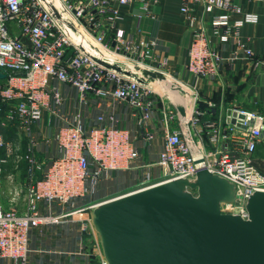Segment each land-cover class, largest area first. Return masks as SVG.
Wrapping results in <instances>:
<instances>
[{
  "label": "built area",
  "instance_id": "obj_1",
  "mask_svg": "<svg viewBox=\"0 0 264 264\" xmlns=\"http://www.w3.org/2000/svg\"><path fill=\"white\" fill-rule=\"evenodd\" d=\"M59 1L120 66L131 70L136 65L170 78V59L157 52L158 36L143 35V16H137L139 23L134 33L120 26L123 7L138 8L145 17L156 19L153 7L158 0ZM181 1V12L192 33L187 66L192 76L198 80L214 79L224 66L238 60L252 63L257 70L264 69V48L261 57H257L240 33L245 24L257 19L244 11L238 0ZM198 7L203 8L204 15L197 14ZM236 15L240 17L235 20ZM230 44L234 50L225 57L220 46ZM0 69L7 76L0 80V103L9 107L0 119V149L5 152L0 159V262L28 264L31 232L76 215L81 216L82 231L100 248L90 217L99 203L77 207L76 202L92 194L100 180L118 171L158 166L161 177L147 179L143 187L135 190L139 191L194 178L200 171L208 170L236 185L235 201L223 203L222 212L244 218L250 195L264 191V172L253 159L263 140L264 118L255 114L234 110L246 115L245 120H238L244 126L255 119L253 126L242 129L231 123L234 111L225 121H204L210 112L198 109L201 99L197 93L192 113L186 117L179 114L176 105L164 103L163 148L156 164L143 165H138L141 153L130 130L119 125L114 113L99 116V125L91 128H87L81 111L68 118L63 110L65 98L54 83L74 88L80 107L87 104L90 95L126 104L138 118V138L152 141L156 135L150 123L162 84L143 85L96 63L74 45L40 0H0ZM45 112L60 118L61 125L53 138L57 156L43 168L36 154L38 139L34 128ZM10 122H18L19 133L28 140V151L21 157L29 165L23 211L7 209L3 203L4 166L18 154V148L6 135ZM205 135L212 151L204 144ZM69 206L71 209L60 214L54 211ZM84 212L88 213L86 217ZM100 252L101 264H107L101 248Z\"/></svg>",
  "mask_w": 264,
  "mask_h": 264
},
{
  "label": "water",
  "instance_id": "obj_2",
  "mask_svg": "<svg viewBox=\"0 0 264 264\" xmlns=\"http://www.w3.org/2000/svg\"><path fill=\"white\" fill-rule=\"evenodd\" d=\"M74 45L99 65L143 85L162 82L161 72L120 66L90 38L59 0H40ZM0 69V80L6 79ZM198 109L217 113L199 100ZM186 117L183 106H176ZM246 115L234 111L232 124ZM264 125V120H263ZM264 139V130H263ZM236 198V185L208 170L129 192L101 202L90 212L107 264H264V191L250 195L247 216L222 212Z\"/></svg>",
  "mask_w": 264,
  "mask_h": 264
},
{
  "label": "crops",
  "instance_id": "obj_3",
  "mask_svg": "<svg viewBox=\"0 0 264 264\" xmlns=\"http://www.w3.org/2000/svg\"><path fill=\"white\" fill-rule=\"evenodd\" d=\"M238 2L243 6L246 13L254 15L257 19L255 23H247L241 28V38L253 47L257 57H261L264 48V0H238ZM181 7V0H158V3L153 7L156 19L145 17L138 8H121L124 16V20L120 24L121 28L130 33L136 32L139 23L137 16L142 15L143 35L158 36L157 52L170 59L168 74L186 87L185 90L177 87L184 91L183 96L177 94L179 95L178 101L166 98L159 90L161 94L156 97L150 127L156 138L160 140V144L159 147L152 145L147 150L148 155L153 158L151 161L153 164L157 163L163 148L162 109L164 103L181 105L189 115L192 113L195 104L194 96L197 93L201 100L212 104L217 110L216 114L209 113L206 115L204 121H220V119L225 121L227 115L234 110L264 118V69L257 70L252 63L238 60L224 66L219 76L214 79L198 80L188 72L192 33L181 12ZM197 14L204 15L202 7H198ZM239 17L236 15L234 19H239ZM220 49L223 56L229 57L234 46L232 44L223 45L220 46ZM54 85L61 90L65 102L67 101L69 105L72 104V101L74 102L73 104L76 105L74 113L82 112L87 128L99 125V116L114 113L120 126L128 125L127 129L130 130L136 141V146L140 149L142 141L133 130V125L137 126L139 134L138 118L126 104L113 102L108 97L101 99L90 95L87 104L80 107L77 102L78 94L74 88L59 83H54ZM67 109L68 107H65L64 104V113L70 118L74 113L70 110L67 112ZM87 109L92 111L91 114H87ZM60 125V118L52 117L49 112H45L43 119L35 125L34 132L38 139L37 152L40 154L41 160L47 157L50 162L57 156V148L53 138ZM204 144L208 151L213 150L206 135ZM235 153L236 151H233V154ZM45 158L44 160H46ZM253 159L255 165L264 172V139L259 144ZM154 167L158 166L155 165ZM159 171H161L160 168ZM160 177L161 173L155 175L156 180ZM41 208L45 212L44 204H41ZM69 209L71 206L64 208V210L56 208L54 211L56 214H60ZM100 253V248L94 240L82 231L81 216L76 215L31 232L28 264H101ZM0 264H12V262L3 260Z\"/></svg>",
  "mask_w": 264,
  "mask_h": 264
},
{
  "label": "rangeland",
  "instance_id": "obj_4",
  "mask_svg": "<svg viewBox=\"0 0 264 264\" xmlns=\"http://www.w3.org/2000/svg\"><path fill=\"white\" fill-rule=\"evenodd\" d=\"M169 80H173L174 82L176 81V79H174L173 77L170 76ZM177 82V81H176ZM167 83V84H166ZM162 84V88L161 93L166 97V98H170L172 101H178L179 100V95L175 94V90H177V92L179 93L180 91V96H183L182 93H184V91L181 89L179 90L176 87H181L184 90L186 89V87H184L182 84H180L179 82H177V86L175 85V87L173 85H171L170 83L168 84V81H163L161 82ZM188 90V89H187ZM175 95V96H174ZM74 102L72 101V104L69 105L68 102L66 101L65 107L67 106V112L72 111V113H74V111H76V105L73 104ZM70 108V109H69ZM78 109V108H77ZM66 110V109H65ZM91 110L88 111L87 109V114H91ZM177 123V122H176ZM176 125V124H175ZM124 127H128V125H125ZM15 128V127H12ZM137 126L133 125V130L134 133H137L136 135L139 136L138 134V129ZM7 136H9V140H11L13 142V144L15 145L16 148H18V154H15V156L13 157L12 161H10L9 164H7V166L5 167V171H6V179H5V185L3 188V203L5 208L9 209V208H17L20 211H23L25 208V182H26V174H25V165L23 162V159L21 157H23V155L25 153H27L28 151V140L19 133H16V138H12L10 136V133L7 129ZM26 140V141H25ZM140 141V140H139ZM138 141V142H139ZM142 143L140 144V153H141V159L138 161V165H143L146 163H151L152 161V157H150V155H148L147 150L150 149V147L152 145H157L159 147L160 144V140H158V138H155L152 141H143L141 140ZM140 141V142H141ZM139 142V143H140ZM139 145V144H138ZM44 153H46L45 151H43ZM37 157L39 158V160L42 162L40 163L42 165V167H46V165L49 162V158H45L46 160H44V158L41 160L40 159V154L37 152ZM42 154V152H41ZM43 155V154H42ZM20 156V157H19ZM42 157V156H41ZM158 173H161V171H159L158 167H141V168H137V169H133V170H129V171H118L113 173L108 179H102L99 181V183L97 184L94 192L90 195H88L85 199L80 200L79 202H77V207H86L89 206L91 204H96V203H100V202H104L107 200H110L112 198L121 196L123 194H127L131 191H135L141 187H143L145 185V182H147V179H155V175ZM8 175H12V178H8ZM19 193V195L17 194ZM83 217H86L88 215V213L84 212L82 213ZM36 242V240H35Z\"/></svg>",
  "mask_w": 264,
  "mask_h": 264
},
{
  "label": "trees",
  "instance_id": "obj_5",
  "mask_svg": "<svg viewBox=\"0 0 264 264\" xmlns=\"http://www.w3.org/2000/svg\"><path fill=\"white\" fill-rule=\"evenodd\" d=\"M8 109H9V107H8V105H3L2 103H0V119L1 118H3V116H4V114L6 113V111H8ZM211 113V112H210ZM212 114V113H211ZM12 127H15V128H12ZM8 131H9V133H10V136L12 137V138H16L15 136H16V133H18V122H10L9 123V125H8ZM7 135V134H6ZM7 137H9V136H7ZM9 139V138H8ZM26 141V140H25ZM26 154V153H25ZM24 154V155H25ZM5 156V152H4V150H2V149H0V159L1 158H3ZM23 162H24V165H25V174H26V181H27V179H28V169H29V165H28V163H27V161L24 159L23 160ZM10 163V162H9ZM8 163V164H9ZM7 165H5L4 166V171H5V167H6ZM6 171L4 172V175L6 176ZM37 176L38 177H41L42 176V173L41 172H38L37 173Z\"/></svg>",
  "mask_w": 264,
  "mask_h": 264
},
{
  "label": "bare ground",
  "instance_id": "obj_6",
  "mask_svg": "<svg viewBox=\"0 0 264 264\" xmlns=\"http://www.w3.org/2000/svg\"><path fill=\"white\" fill-rule=\"evenodd\" d=\"M169 79H170V78H169ZM169 79L166 80V81H168V84L170 83L171 85H174V86H175V85H176V86L178 85L176 81L174 82L173 80H169ZM162 82H163V81H162ZM159 84H161V82H159ZM166 84H167V83H166ZM176 88H177V87H176ZM174 92H175V94H179V93L177 92V90H175ZM174 96H175V95H174ZM180 101H181V100H180ZM182 101H183V99H182Z\"/></svg>",
  "mask_w": 264,
  "mask_h": 264
}]
</instances>
